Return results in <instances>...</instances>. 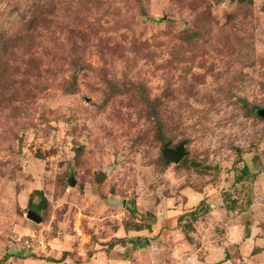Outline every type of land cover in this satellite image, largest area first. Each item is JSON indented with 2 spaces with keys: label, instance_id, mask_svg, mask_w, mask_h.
Listing matches in <instances>:
<instances>
[{
  "label": "rangeland",
  "instance_id": "1",
  "mask_svg": "<svg viewBox=\"0 0 264 264\" xmlns=\"http://www.w3.org/2000/svg\"><path fill=\"white\" fill-rule=\"evenodd\" d=\"M263 109L264 0H0V258L264 264Z\"/></svg>",
  "mask_w": 264,
  "mask_h": 264
},
{
  "label": "water",
  "instance_id": "2",
  "mask_svg": "<svg viewBox=\"0 0 264 264\" xmlns=\"http://www.w3.org/2000/svg\"><path fill=\"white\" fill-rule=\"evenodd\" d=\"M258 114L264 117V109L259 110ZM186 154L187 152L185 150V142H181L175 148L166 147L163 151V158L167 163L170 162L179 163L186 156ZM72 184H75V181H73ZM28 217L35 222L42 221L41 217L35 215L34 212L32 211H28Z\"/></svg>",
  "mask_w": 264,
  "mask_h": 264
},
{
  "label": "crops",
  "instance_id": "3",
  "mask_svg": "<svg viewBox=\"0 0 264 264\" xmlns=\"http://www.w3.org/2000/svg\"><path fill=\"white\" fill-rule=\"evenodd\" d=\"M140 230V229H138ZM142 233H145V232H142ZM132 240H135L134 238L133 239H130V240H127L128 242L125 241V244L127 245H133ZM137 241V240H135ZM138 242V241H137ZM143 242L147 243L146 240H144ZM124 244V241L123 243ZM138 245L136 246H140L141 244L143 245L144 243H137ZM135 246V245H134ZM118 247V246H117ZM129 247V246H127ZM117 249V248H115ZM52 259H55V260H58L57 262H54L52 261ZM7 264H66V262L60 257H54V258H50V259H39V258H36V257H27V258H15V257H10V259L8 260Z\"/></svg>",
  "mask_w": 264,
  "mask_h": 264
},
{
  "label": "trees",
  "instance_id": "4",
  "mask_svg": "<svg viewBox=\"0 0 264 264\" xmlns=\"http://www.w3.org/2000/svg\"><path fill=\"white\" fill-rule=\"evenodd\" d=\"M249 228H246V237H249V230H248ZM123 240H124V238H118L116 241L117 242H115V245L117 244V243H120V242H123ZM132 241H134V242H132L133 243V245H138L137 243V241H135V240H132ZM10 255H5L3 258H0V264H6V262L10 259ZM52 261H54V262H57L58 260H55V259H52Z\"/></svg>",
  "mask_w": 264,
  "mask_h": 264
}]
</instances>
